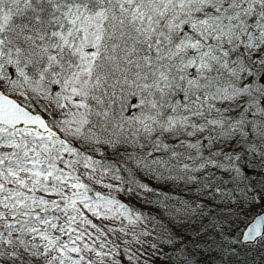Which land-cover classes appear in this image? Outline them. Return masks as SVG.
<instances>
[{"label":"snow or ice","instance_id":"6c2138e0","mask_svg":"<svg viewBox=\"0 0 264 264\" xmlns=\"http://www.w3.org/2000/svg\"><path fill=\"white\" fill-rule=\"evenodd\" d=\"M0 264H264V0H0Z\"/></svg>","mask_w":264,"mask_h":264},{"label":"trees","instance_id":"16d2710c","mask_svg":"<svg viewBox=\"0 0 264 264\" xmlns=\"http://www.w3.org/2000/svg\"><path fill=\"white\" fill-rule=\"evenodd\" d=\"M134 205H136V207L141 210V211H144L145 213H148L149 211V208L148 206L144 205V206H141L139 204H137L135 201L132 202Z\"/></svg>","mask_w":264,"mask_h":264},{"label":"rangeland","instance_id":"374dc122","mask_svg":"<svg viewBox=\"0 0 264 264\" xmlns=\"http://www.w3.org/2000/svg\"><path fill=\"white\" fill-rule=\"evenodd\" d=\"M103 190V189H102ZM104 191H106V190H104Z\"/></svg>","mask_w":264,"mask_h":264}]
</instances>
